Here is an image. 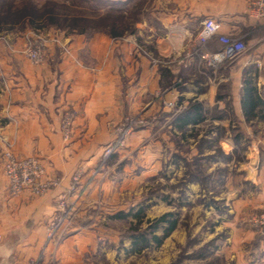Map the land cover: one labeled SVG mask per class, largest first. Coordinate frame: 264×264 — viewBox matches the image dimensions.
Segmentation results:
<instances>
[{"label":"crops","instance_id":"0c3cea01","mask_svg":"<svg viewBox=\"0 0 264 264\" xmlns=\"http://www.w3.org/2000/svg\"><path fill=\"white\" fill-rule=\"evenodd\" d=\"M145 1L110 0V6L115 4L111 10L126 4L125 15L136 2L143 3L142 15L149 16L136 25L135 33L64 35L50 43L42 65H33L15 46L0 45V264H28L31 260L39 264H82L86 248L98 250L95 236L100 238L103 233L109 241L116 240L114 232H102L90 224L100 216L90 213L102 199L115 202L118 193H132L136 180L142 183L149 174L161 171L166 141L149 140H165V135L161 136L165 127L160 124L132 135L125 156H115L105 170L98 166L102 148L112 138V126L127 114L150 106L158 93L163 92L168 102L185 109L191 102H199L206 111H215V121L226 124L230 109L233 120L245 122L241 91L246 71L253 69L255 84L264 90V20L250 17L253 0ZM207 19L220 24L222 35L244 36L249 47L237 64L217 73L201 58L191 57L197 34ZM219 47L213 41L206 52ZM178 75L182 76L181 83L175 88ZM159 109V122L166 119L175 127L172 133L183 136L175 123L179 114L172 116L162 106ZM70 111L76 116L74 134L65 142L60 125L63 115ZM241 127L247 136L255 138L253 129H246L244 124ZM257 129L264 130L261 124ZM231 135L232 131L226 132L219 143L225 155L234 149ZM259 139L247 145L244 140L240 142L247 162L237 175L230 174V179L241 180L235 190H230L237 196L233 203L245 198L253 208L264 209L260 147L264 142ZM142 140L150 143L141 148ZM9 150L19 159L38 158L46 179L57 181L58 186L45 197L29 191L13 197L4 171V154ZM136 153L141 156L134 161ZM135 162L140 167L139 176ZM232 164L236 165L235 159ZM80 171V183L74 187L73 177ZM61 196L76 211L77 219L63 243L48 244L47 227ZM104 214V220L113 216L110 209ZM261 251L264 242L254 249V253Z\"/></svg>","mask_w":264,"mask_h":264},{"label":"rangeland","instance_id":"374dc122","mask_svg":"<svg viewBox=\"0 0 264 264\" xmlns=\"http://www.w3.org/2000/svg\"><path fill=\"white\" fill-rule=\"evenodd\" d=\"M108 5L106 2L96 4L89 0H0V21L6 23L0 27V45L8 48L15 46L22 53L28 38H43L50 45L51 42H58L64 35L83 34L78 28H71L73 25L86 28V35L107 34L105 29L109 30L111 23L101 19V15L108 9ZM134 5L127 12L126 19H121L122 24L119 23L124 35L135 33L136 25L149 16L142 15L143 3L136 2ZM120 16L114 11L115 19ZM181 77L176 76L174 82H179ZM209 78L213 80V77ZM228 92V89L223 90L225 94ZM164 100L168 102L165 98ZM160 105L164 110L170 111L169 115L172 116L178 110V106L170 108L163 104V99L158 100L156 95L150 106L127 114L112 126V138L102 148L98 164L100 170L108 169L115 156H125L132 135L142 130L154 129L157 125L165 127L164 134L161 135H165V140L154 137L149 141H166L163 145V165L161 171L152 176L149 174V178L142 183L136 180L137 184L134 185L132 193H118L115 202L108 203L102 199L101 205L91 211L92 216L96 213L100 216L90 219V224L102 229V232H114L116 240L109 241L103 233L100 238L99 235L95 236L98 250L90 251L86 248L82 264H264V251L254 253L257 245L264 242V234L255 231L249 223L254 214L264 213V209L253 208L245 198L239 204L233 203L237 196L230 190H235L234 187L237 188L241 183L235 177L230 179L233 177L230 174L237 175L236 171H241L246 165L243 152L245 150L241 144L236 143L233 135L231 137L234 149L230 155H225L219 144L221 138H226V132L231 134L233 126L236 125L233 112L229 110V120L225 124L215 121L214 110H207L208 118L203 124L188 129V134L185 132L183 136H178L172 133L175 127L166 119L163 123L159 122L162 115ZM75 117L74 114L69 140H65L63 134L62 122L65 114L62 117L60 129L65 142H70L73 138ZM127 119L133 120L135 125L132 135L127 139L124 148L106 159L107 149L115 142L116 133L126 125ZM141 120L144 121L143 125H140ZM260 124L264 128V120L258 123V128ZM247 128L252 129L250 126ZM258 131L264 136V130ZM259 140L264 142L263 138ZM252 141L245 142V145ZM148 142L142 140L141 148L148 146ZM140 156L136 153L133 160ZM234 159L236 165L232 164ZM136 167L139 176V164ZM141 206L145 209L142 229L147 228L148 221L153 222L170 213L175 214L179 220L178 227L160 248L153 247L139 255H132V240L128 237L132 218L126 221L112 218L122 212L126 214L131 209L139 210ZM109 209L113 216L104 220L103 215ZM251 232L256 235H251ZM157 234L162 235V231ZM68 236L66 232L62 243Z\"/></svg>","mask_w":264,"mask_h":264},{"label":"built area","instance_id":"2783aa9c","mask_svg":"<svg viewBox=\"0 0 264 264\" xmlns=\"http://www.w3.org/2000/svg\"><path fill=\"white\" fill-rule=\"evenodd\" d=\"M249 15L257 20H264V0H253L249 7ZM221 26L213 19H207L203 22L202 28L197 34V47L193 50L191 57L196 56L206 64L214 73L224 68L231 67L244 57L248 51L245 37H231L220 33ZM218 40L219 49L214 52H206V47L213 41ZM49 43L43 38H28L27 45L22 54L33 64L42 65L45 61V54ZM157 63V62H155ZM181 82L175 84L179 85ZM157 98L163 99V104L170 108H177L175 103H169L164 100V94H157ZM174 116L184 111L185 108L178 107ZM74 114L66 112L63 118V134L65 140L71 136L72 121ZM143 120L140 125H143ZM135 129L133 120L127 119L126 125L119 128L116 133V140L109 146L105 158H110L113 154L124 148L127 139L132 135ZM5 175L9 181L10 193L13 197H18L24 192L29 191L37 197H45L51 190L58 186L55 180L46 179V170L38 158L28 157L24 159L17 158L10 150L4 155ZM82 173L80 172L73 178V186L79 185ZM77 219L76 211L71 208L65 196L57 200L56 214L47 227V243L60 245L63 236ZM251 227L264 234V213L254 214L249 221ZM2 236L0 235V243ZM40 261L31 260L28 264H39Z\"/></svg>","mask_w":264,"mask_h":264},{"label":"trees","instance_id":"16d2710c","mask_svg":"<svg viewBox=\"0 0 264 264\" xmlns=\"http://www.w3.org/2000/svg\"><path fill=\"white\" fill-rule=\"evenodd\" d=\"M89 1L96 4H101L103 2H106L107 5L110 4V0ZM110 7H115V4L112 6L108 5V9L103 12V15H101V19L104 18L103 20L113 22L111 23L110 28H108L109 30L105 29V31H108L107 34L112 36L124 35L121 32L120 25L122 24L121 19L124 20L126 18L125 9L127 6L124 4L123 8H119V10H111ZM114 11L115 13L121 15L118 17L119 19L117 18L118 20L114 18ZM33 18L37 19L36 17ZM120 22L121 24L119 25ZM4 24H6L4 21H0V27ZM71 28H78L79 32L83 34L86 32V28H79L75 25L71 26ZM214 42L219 44L218 40H215ZM251 72H253V69L245 72L243 88L241 91V105L245 122L240 123L237 120L236 125L232 128V135L238 144H240L242 140L250 142L254 138L246 135L245 131L241 127L242 124L248 127L250 126L253 129L255 138L260 137L264 139V136L259 135L260 133L257 130L258 123L261 122V120H264V90L258 88L255 84L256 78L251 75ZM206 113L207 111L201 103L191 102L190 105L175 119L177 128L184 134L188 127L192 126L193 128H196L200 126L206 121ZM261 151L264 157V147L261 148ZM144 212L145 209L141 206L139 210L131 209L126 214L122 212L112 218L122 219L125 221L132 218V224L128 235V237L132 240V246L130 249V254L132 255H139L153 247L160 248L164 244L165 240L168 239L178 227L179 220L175 214L170 213L154 220L153 222L148 221L147 228L142 229V225L145 220ZM159 231H162V235L157 234Z\"/></svg>","mask_w":264,"mask_h":264}]
</instances>
